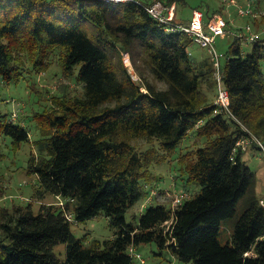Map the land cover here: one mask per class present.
<instances>
[{"label":"trees","instance_id":"1","mask_svg":"<svg viewBox=\"0 0 264 264\" xmlns=\"http://www.w3.org/2000/svg\"><path fill=\"white\" fill-rule=\"evenodd\" d=\"M229 1L228 9L237 8ZM241 5L256 11L250 1ZM225 9L205 13L206 23L223 16L227 34H233L242 26L230 30L233 21ZM242 42L235 36L222 63L233 116L217 104L211 55L195 57L192 39L166 31L144 6L0 0V87L21 80L29 65L44 67L55 56L82 86L80 95H62L59 112L47 107L34 113L38 139L13 113H0V136H10L15 149L33 140L27 169L37 177L36 196L64 198L38 212L32 202L0 208V264H137L130 248L149 243L187 263L264 264L263 196L244 152L233 153L238 137L246 134L243 125L264 139V38L246 56ZM127 52L142 83L123 62ZM144 70L165 87L151 82ZM193 129L207 145L180 155L179 162L182 178L200 191L175 208L152 204L138 223H129L126 213L158 179L150 167L167 160ZM158 139L163 158L156 148L140 152L134 144ZM0 156H5L1 142ZM101 213L110 217L114 237L85 242L72 230L74 221L85 223ZM58 244H67L66 259L56 253Z\"/></svg>","mask_w":264,"mask_h":264},{"label":"rangeland","instance_id":"2","mask_svg":"<svg viewBox=\"0 0 264 264\" xmlns=\"http://www.w3.org/2000/svg\"><path fill=\"white\" fill-rule=\"evenodd\" d=\"M151 1V0H149ZM226 0H177L171 4L177 5L176 19L178 21L188 22L193 14L195 8H200L205 13H222L225 9V16L233 21L229 29L234 31L237 26H243L252 23L256 29L262 30L264 28V0H238L241 3H248L249 1L256 9L258 15L256 20L252 16L245 17L238 13L237 8H227ZM229 1V0H228ZM229 12H228V11ZM235 33V32H233ZM235 40V36L227 34L219 37L217 40V47L220 54H222V63L226 62L225 53ZM243 51L245 56L251 52L254 43L243 41ZM191 51L195 57L202 58L208 55V49L200 45H192ZM123 62L129 68L130 73L134 76V80L142 83L143 79L139 75L135 63L132 59V54H124ZM27 69L24 77L18 82L13 81L6 83L0 87V113H13L14 120L23 122L30 130L34 139L41 137L37 128V121L33 118L34 113L45 110L47 107L49 111L59 112L63 108L61 101L63 97H74L82 94V86L74 78H69L60 65L58 56H55L50 62L46 63L44 67L32 68L31 65ZM264 69V63H263ZM145 75L151 82L157 84L158 87L164 88V84L152 77L147 70H144ZM145 89V86H142ZM146 90V89H145ZM65 94V95H64ZM62 95H64L62 97ZM33 140L31 142H23L21 148L15 149L13 139L10 136H0L2 150L4 157L0 156V208L13 207L15 204H27L32 202L36 212H38L43 204L51 205V203H62L64 198L54 194L47 195L44 199L36 196L37 177L29 174L28 161L31 153L35 151ZM134 144L138 151L156 148L157 154L162 157L164 150L162 149L161 141L153 140H138ZM207 145V138H198L197 129L191 130L189 134L183 139L181 144L176 148L175 152L168 156L167 160L159 163H154L150 170L154 172L158 179L147 185V197L141 199L127 214V221L129 223H138L142 214L152 204L166 203L173 207L175 196L181 192L188 194L187 198L195 195L200 191L201 187L195 184L187 183V176L182 178L183 170L179 162V156L186 154L189 151L198 150L202 146ZM244 159L247 164L252 167L257 176V188L259 195L264 198V158L257 150H249L244 153ZM63 204V203H62ZM74 220V219H73ZM72 230L83 241L89 242L94 239H107L114 237V228L111 225V219L105 213L93 217L87 222L76 223L74 221ZM229 234L222 232V238L228 240ZM145 258L146 264H193L184 262L178 255L173 253L170 249L161 250L156 243L141 244L136 248ZM56 253L63 259H66L67 244H58L55 247ZM137 264H141L136 258Z\"/></svg>","mask_w":264,"mask_h":264},{"label":"built area","instance_id":"3","mask_svg":"<svg viewBox=\"0 0 264 264\" xmlns=\"http://www.w3.org/2000/svg\"><path fill=\"white\" fill-rule=\"evenodd\" d=\"M106 3H136L138 5L144 6L148 13L165 25L166 31L171 32H183L186 33L196 45H200L208 49L211 58L215 63V72L218 82V96L216 98L217 104L220 105L221 110L227 113H231L230 105L231 99L230 94L226 86H223L224 72L222 71V54L219 53L218 47L216 45L218 37H223L227 35L229 30L226 29L228 23L225 17L213 16L208 23H206L205 12L200 8H195L191 19L188 22L178 21L176 19V9L177 5L167 4L161 0H151L147 2L146 0H101ZM228 3L237 6L238 13L242 16H252L254 18L260 17L256 11L252 8H246L241 3L236 0H230ZM234 36L240 37L243 41L247 42H258L264 38V28L262 30L256 29L252 23L246 24L239 27ZM234 116V115H233ZM246 130L245 135L238 137L236 146L233 149V153L237 152H247L249 150H257L261 153L264 158V139L260 138L256 133L252 132L247 126L243 125ZM188 194L186 192H181L175 196L173 207H177L184 200L187 199ZM261 203L264 205V198L261 199ZM67 217L73 221L74 216L72 213L67 212ZM130 253L137 258L141 264H146L145 258L139 252H137L136 247L130 248Z\"/></svg>","mask_w":264,"mask_h":264},{"label":"crops","instance_id":"4","mask_svg":"<svg viewBox=\"0 0 264 264\" xmlns=\"http://www.w3.org/2000/svg\"><path fill=\"white\" fill-rule=\"evenodd\" d=\"M259 30V29H258Z\"/></svg>","mask_w":264,"mask_h":264}]
</instances>
